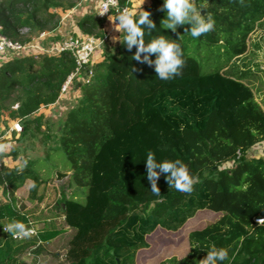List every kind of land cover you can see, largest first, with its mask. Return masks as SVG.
<instances>
[{
  "label": "trees",
  "instance_id": "trees-1",
  "mask_svg": "<svg viewBox=\"0 0 264 264\" xmlns=\"http://www.w3.org/2000/svg\"><path fill=\"white\" fill-rule=\"evenodd\" d=\"M81 1L0 0V25L14 41L24 29L57 31L59 12ZM262 21L264 0H153L134 15L118 46L105 43L103 60L78 76L86 78L81 98L57 133L55 150L72 172L59 201L66 228L55 223L56 209L38 221V236L15 241L4 228L20 214L0 203V264H24L21 256L37 246L41 264H264V223L256 222L264 220V158L248 157L264 142V107L246 74L222 65L204 73L191 53L206 42L227 65L245 54ZM103 24L87 15L79 28L103 40ZM14 57L0 65V120L8 112L26 138L41 131L43 116L35 115L60 100L77 63L68 51ZM7 157L18 159L15 151L0 155ZM228 162L233 168L224 169ZM28 180L34 192L46 184L33 162L0 169L2 187L16 191ZM163 234L180 242L165 262L155 245Z\"/></svg>",
  "mask_w": 264,
  "mask_h": 264
},
{
  "label": "rangeland",
  "instance_id": "rangeland-1",
  "mask_svg": "<svg viewBox=\"0 0 264 264\" xmlns=\"http://www.w3.org/2000/svg\"><path fill=\"white\" fill-rule=\"evenodd\" d=\"M43 34H46L47 37L41 39L40 37ZM57 38L58 35L56 30L41 34H33L28 29H24L21 31L19 39L16 41L32 46L37 45V47L34 48V51L31 50L32 53H30V55L39 56L47 54L44 52L48 48L51 49L52 47L60 44L61 41L56 40ZM38 45L40 49L38 48ZM246 45L247 49L245 54L235 58L227 65H225L224 59H222V61L219 60L217 51L214 53L212 52V49L207 47L208 45L206 42H203L202 47H200V51H197L198 44L194 43L192 45L193 50L191 53L197 56L204 73H211L214 69L222 65L225 67L223 72L226 74H235L237 76L246 74L245 82L247 84H259L260 91L258 90L257 93L260 96L264 94V21H262L257 29L248 36ZM49 51L50 53L54 52L52 49ZM52 54L59 55L60 53ZM12 58H15L14 54H8L4 57L1 56L2 62H0V65L3 62L11 61ZM76 89H78V87L75 84L68 92L65 93L66 95L69 94V99L65 100L63 103L61 102V108L53 106L52 108L43 109V112H39V115H35L34 118L43 116V120L40 127L41 131H35L34 135H29L26 138L19 136L17 138L16 132V134L12 135L9 140L4 139V133L8 131L9 128V121L5 118L8 116V112H5L3 115L4 117L0 120V127L4 128L5 130L3 134H0V144L8 143L5 144L6 146H3L0 155L15 151L18 156L17 161L13 159L14 157L5 158L12 167H24L28 161L35 163L36 173L39 175L41 181L46 183L45 187H42V189L39 187L37 192L32 191L36 187V183L33 180H28L16 191H13L9 186H0V203H12L20 214V220L16 225L13 226V228L21 229L25 225V221L22 220L23 216H25L27 218H31L30 221L33 223L35 222L36 224L34 223V225L39 229L40 224H38V221L48 218L51 213L56 211V209L57 216L54 220L55 223L57 224L58 228H66L65 218L63 216V211L61 210L62 206L59 204V201L61 200V197H63V192L66 191L68 187L72 172L69 170L70 165L64 152L55 149L58 148L57 133L61 131V125L66 117V114L70 109L77 105L79 99L81 98L80 92L77 94L74 92L77 91ZM262 98L259 97V103L264 107V101ZM9 104L10 102H6L5 105L9 107ZM49 127L51 128V138L53 139L46 140L45 134L47 133V129ZM18 134L20 135V133ZM57 172L68 173L70 176L59 181L56 177ZM34 194L36 195L35 199H32V195ZM67 195L70 196L71 192L67 191ZM76 198L84 201L85 193H81V195ZM67 237L68 234L64 235L60 240V243H57V251L62 250L61 247L63 242H66ZM177 237L178 236L170 237L167 236V234H163L160 236V239L155 242V245L158 244L157 247H161L159 248V253L162 252V255L160 256V260L162 262L166 261V256L169 257L173 253L174 255H179L178 252L174 251L180 244ZM38 250H40L39 246L24 253L21 256V260L24 262V264H36V262L37 264H41L45 262L43 256L37 255ZM139 264L152 263H147L146 259H144V261L140 262Z\"/></svg>",
  "mask_w": 264,
  "mask_h": 264
},
{
  "label": "built area",
  "instance_id": "built-area-1",
  "mask_svg": "<svg viewBox=\"0 0 264 264\" xmlns=\"http://www.w3.org/2000/svg\"><path fill=\"white\" fill-rule=\"evenodd\" d=\"M112 10H115L118 15V19H116L115 21L116 26H119L121 25V23L128 21L132 13L130 7L120 8L117 0H102L99 7V17L102 19L107 18L111 15ZM45 37H47V35L43 34L40 38L44 39ZM104 43L105 39L102 40L86 35H72L68 38H65L60 44L51 48L54 51L52 53H62L63 51L71 52L77 63V69L63 86L62 94H65L74 86L75 80L81 74L82 70L91 64L93 56L96 54L98 49L103 46ZM36 47L37 45L32 46L11 40L6 35H4L3 28L0 25V58L1 56L4 57L8 54H14V56H29L30 53H32L31 50L34 51V48ZM51 49L48 48L44 53H47L49 55H58L50 53L49 50ZM11 131L17 133H21L23 131V127L20 121H17L16 124H14ZM2 165L3 161L0 158V169ZM256 222L262 225L264 223V220H256ZM4 232L6 233V235L11 236L13 240L21 241L25 238L38 236L39 229L34 225L32 221H29V224L24 225L21 229L13 228L10 226L4 228Z\"/></svg>",
  "mask_w": 264,
  "mask_h": 264
},
{
  "label": "crops",
  "instance_id": "crops-1",
  "mask_svg": "<svg viewBox=\"0 0 264 264\" xmlns=\"http://www.w3.org/2000/svg\"><path fill=\"white\" fill-rule=\"evenodd\" d=\"M152 1L153 0H131V6H130V9L132 11L131 16L129 17L128 21L121 23V25H119V26L115 25V21H116V19H118V16H116L115 14L111 13L110 16H108L107 18H104L103 19L104 24H103L102 30L105 33V43L111 47H117L118 44L120 43L121 33L129 25L131 18L134 15L142 12L145 7L151 5ZM101 2H102V0H82L78 4L77 8L72 9V10L67 11V12H59L62 19H61L60 27L58 28V30L56 32H57V35L62 38L61 42L65 38H68L72 35H84L80 31V28H79L80 20L87 15H95V16L99 17V7H100ZM104 44L100 49H98L96 54L93 56V58L91 60V64H97L103 60ZM85 80H86L85 76L78 78L76 80V85L79 84V86H81ZM250 86H251V88H253L254 92L256 93L257 101L260 102L259 97H261V98L263 97L262 100L264 101V96H263L264 94L259 96L257 93L259 90V84L254 83V84H251ZM76 90L77 91H74V92L76 94L79 93V90L78 89H76ZM259 94H260V92H259ZM68 95L69 94L62 95V97H60V100L57 102V104L53 105V106H55V107L57 106V107L61 108V102L63 103L65 100H68L69 99ZM53 106H50L49 108H52ZM43 109H46V108H43ZM43 109H41L39 112L40 113L43 112ZM38 115H39V113H38ZM5 118L9 121L8 122V125H9L8 131L5 132L4 128H2V127H0V130H1V133L5 132L3 138L9 140L12 137V135L16 134V132L11 131V129L13 128L14 124H16V122L18 120L11 121L8 118V116ZM19 136L20 135L17 133L16 137L18 138ZM5 144H8V143L0 144V152L2 151L1 149L3 148V146H6ZM248 157H250V158H264V142L256 145L254 148H252L248 152ZM2 161L4 163L3 165L12 167L8 163L7 159H4ZM234 164H235L234 162H228L224 165L223 168L224 169H231V168H233Z\"/></svg>",
  "mask_w": 264,
  "mask_h": 264
},
{
  "label": "water",
  "instance_id": "water-1",
  "mask_svg": "<svg viewBox=\"0 0 264 264\" xmlns=\"http://www.w3.org/2000/svg\"><path fill=\"white\" fill-rule=\"evenodd\" d=\"M56 176H57V180H62L63 178H67L70 176V174L68 173H60V172H57L56 173Z\"/></svg>",
  "mask_w": 264,
  "mask_h": 264
}]
</instances>
